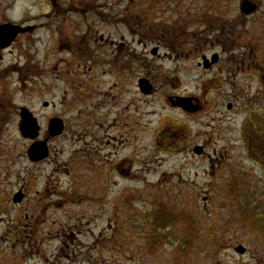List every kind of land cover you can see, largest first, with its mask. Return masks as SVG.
Here are the masks:
<instances>
[{
    "label": "rangeland",
    "instance_id": "1",
    "mask_svg": "<svg viewBox=\"0 0 264 264\" xmlns=\"http://www.w3.org/2000/svg\"><path fill=\"white\" fill-rule=\"evenodd\" d=\"M78 1L76 26L48 0H0L4 21L36 27L29 77L4 75L0 185L32 187L42 232L45 203L79 221L101 206L148 240V264H264V0ZM20 109L47 161L27 159ZM53 118L65 127L56 139Z\"/></svg>",
    "mask_w": 264,
    "mask_h": 264
},
{
    "label": "flooded vegetation",
    "instance_id": "2",
    "mask_svg": "<svg viewBox=\"0 0 264 264\" xmlns=\"http://www.w3.org/2000/svg\"><path fill=\"white\" fill-rule=\"evenodd\" d=\"M48 1L53 13L60 14L64 18L67 15H75L74 24L78 25L81 16L79 14L81 6L78 0ZM58 1H62L64 4L59 5ZM73 1L76 4L71 5ZM85 7L92 9L97 16L103 18L99 12H96V8L99 9V7L95 5L91 8L89 5ZM5 24H13L26 32L17 34L6 48H3L2 37H0V113L2 112L4 75L5 78L18 75L23 80L29 77L30 57L27 49L29 48L28 43L31 41L30 38H32V30H30L32 27L27 22L4 21L0 15V27ZM75 31L79 30L75 28ZM14 52L17 53L16 56H14ZM8 58V62L4 65V60ZM26 60H29L28 63ZM21 61L23 64L20 63V65ZM18 118L20 126V116ZM47 134L51 137L49 131ZM27 141L31 142L30 148L32 140ZM27 151L28 149L26 156ZM29 189L32 187L25 184L20 186L0 185V223L2 224L0 227V264H32V260L40 253H47V255L41 256L42 260L36 264H148V240L140 233H133L132 227L129 225L118 226L113 225L110 220L105 221L100 217L104 215L101 213V206L90 208L89 216L91 217L79 221L75 216H67L64 219L55 218L60 215V206L65 202H55L59 204L57 207H49L50 203H45L46 209L50 211L49 219L45 223L48 231H40L39 226L42 225L40 218L44 213H38L36 207L32 206V192H29ZM39 195L40 193L35 192L39 203L47 202L46 196L40 198ZM76 196V193L72 191L70 200H74ZM83 221L87 226L86 230L84 227L81 228ZM136 239L140 243L136 248H133V244L138 241L133 242ZM85 240L88 242L85 243ZM51 242L54 244L49 245ZM70 246L73 248L72 250H70ZM43 247L48 249L44 250Z\"/></svg>",
    "mask_w": 264,
    "mask_h": 264
},
{
    "label": "water",
    "instance_id": "3",
    "mask_svg": "<svg viewBox=\"0 0 264 264\" xmlns=\"http://www.w3.org/2000/svg\"><path fill=\"white\" fill-rule=\"evenodd\" d=\"M30 30L34 31V28H30ZM24 32H26V30H22L19 27L13 26L10 24L1 26L0 27V37H2L3 48H6L7 46H9V44L13 41V38H15L17 34L24 33ZM217 60H218V56L213 55L211 62L204 60V67L205 68L209 67L206 62H208L210 65V64H215ZM138 85L142 93L146 94L150 92V87L147 86L146 81L141 80ZM188 105L190 104H187L186 101H180L179 103L174 104V106H177L184 111H187L189 109L187 107ZM20 119H21V126H20L21 136L26 139H31V140L36 139L38 137L39 128L36 125V121L32 118V115L26 109H22L20 111ZM62 131H63V124L59 119H54L50 121L49 134L51 137L61 134ZM197 152L200 153L201 151L200 150L195 151V153ZM27 155H28V159L31 162H38L40 160L45 159L48 155L47 148H46V142L35 143L34 145H32L30 149L28 150ZM236 252L240 255H243L245 251L242 247H238L236 249Z\"/></svg>",
    "mask_w": 264,
    "mask_h": 264
}]
</instances>
